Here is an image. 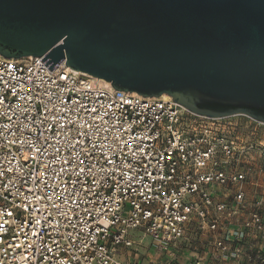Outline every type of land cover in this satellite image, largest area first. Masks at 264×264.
<instances>
[{
  "label": "built area",
  "instance_id": "obj_1",
  "mask_svg": "<svg viewBox=\"0 0 264 264\" xmlns=\"http://www.w3.org/2000/svg\"><path fill=\"white\" fill-rule=\"evenodd\" d=\"M42 57L0 54V264H264L263 121Z\"/></svg>",
  "mask_w": 264,
  "mask_h": 264
},
{
  "label": "water",
  "instance_id": "obj_2",
  "mask_svg": "<svg viewBox=\"0 0 264 264\" xmlns=\"http://www.w3.org/2000/svg\"><path fill=\"white\" fill-rule=\"evenodd\" d=\"M0 54L264 122V0H0Z\"/></svg>",
  "mask_w": 264,
  "mask_h": 264
},
{
  "label": "rangeland",
  "instance_id": "obj_3",
  "mask_svg": "<svg viewBox=\"0 0 264 264\" xmlns=\"http://www.w3.org/2000/svg\"><path fill=\"white\" fill-rule=\"evenodd\" d=\"M231 119L233 121H236V122H239V123H249V124H252L254 123V119L253 117H251L250 115L248 114H245V113H236V114H232L231 116ZM262 129L264 131V124H262ZM262 135V134H261ZM264 137V134L262 135ZM133 233V236L136 238V239H139V237H141L143 235V231L141 229H136L134 231H132ZM143 242L144 244L148 245L151 243V237H149L148 235H146L144 238H143ZM151 252H154L155 250L152 248L150 249ZM119 257H121V253L118 254Z\"/></svg>",
  "mask_w": 264,
  "mask_h": 264
},
{
  "label": "bare ground",
  "instance_id": "obj_4",
  "mask_svg": "<svg viewBox=\"0 0 264 264\" xmlns=\"http://www.w3.org/2000/svg\"><path fill=\"white\" fill-rule=\"evenodd\" d=\"M101 79H103V78H101ZM103 80H104L106 83L111 84L110 81H107V80H105V79H103ZM162 97L167 99V98L169 97V95L165 93V94H162Z\"/></svg>",
  "mask_w": 264,
  "mask_h": 264
}]
</instances>
